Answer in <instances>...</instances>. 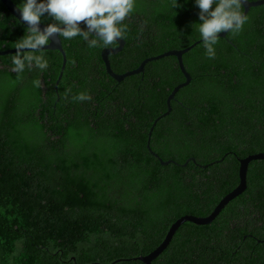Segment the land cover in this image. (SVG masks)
I'll list each match as a JSON object with an SVG mask.
<instances>
[{
    "label": "trees",
    "instance_id": "1",
    "mask_svg": "<svg viewBox=\"0 0 264 264\" xmlns=\"http://www.w3.org/2000/svg\"><path fill=\"white\" fill-rule=\"evenodd\" d=\"M199 11L194 0H136L123 48L108 56L114 72L200 40ZM245 15L214 58L202 41L183 53L191 81L157 120L150 149L154 120L185 80L176 56L118 81L105 47L80 37L61 38L63 69L59 50H42L47 69L19 74L15 52L0 54V264H144L138 256L176 220L214 210L239 183V158L264 152V4ZM25 30L0 1V50ZM151 264H264V159L250 161L246 188L211 222L179 224Z\"/></svg>",
    "mask_w": 264,
    "mask_h": 264
},
{
    "label": "clouds",
    "instance_id": "2",
    "mask_svg": "<svg viewBox=\"0 0 264 264\" xmlns=\"http://www.w3.org/2000/svg\"><path fill=\"white\" fill-rule=\"evenodd\" d=\"M199 8L197 30L209 59L215 57L219 34L239 33L248 17L242 11L247 0H194ZM177 7L178 0H174ZM136 0H20L19 22L26 25L25 34L15 42L11 70L17 74L26 68L41 71L49 63L42 51L55 36L56 40L80 37L90 48H108L124 38L125 19L133 12ZM50 23L41 27L43 19ZM81 22H83V27ZM86 93L77 99L89 100Z\"/></svg>",
    "mask_w": 264,
    "mask_h": 264
},
{
    "label": "water",
    "instance_id": "3",
    "mask_svg": "<svg viewBox=\"0 0 264 264\" xmlns=\"http://www.w3.org/2000/svg\"><path fill=\"white\" fill-rule=\"evenodd\" d=\"M4 6L9 10V12L15 16L18 20H19V11L17 4L13 1V0H0ZM264 4V0H247V2L245 4H243L242 6L244 7L243 13L246 14L248 12V10L250 9V7L252 6H257V5H261ZM83 24V22H81ZM45 24L41 23V27H43ZM226 33L221 32L219 34V36L223 37L225 36ZM199 41H196L195 43L191 44L190 46L183 48V49H171L168 51H165L159 55L156 56H151L148 58H145L144 60H142V62L140 63V65L132 70L126 71L124 73H116L114 72V70L111 67V63H110V59H109V54L110 53H115L117 51H120L123 48L124 45V40L122 39L118 45L116 47H108V48H104L101 52V56L103 59V62L105 64V68L106 71L116 80L120 81L122 80L124 77L134 74V73H138V72H142L144 70V66L148 61L154 60V59H158L161 57H164L166 55H174L177 57L178 63H179V67L182 71V73L184 74L185 80L181 83H179L178 85H176L172 91L170 92V94L167 97L166 103H167V110L162 113L161 115H159L153 122L152 127L150 128V131L148 133L149 137H148V141H147V147L148 149H150V136L152 133V130L154 128V125L156 124L157 120L160 119V117L166 115L169 113V111L171 110V100L174 98L176 92L183 86H186L187 84H189V82L191 81V75L190 73L187 71V69L184 66L183 63V58L182 55L183 53H185L186 51H188L190 48H192L193 46H195ZM48 48L45 49H53V50H59L62 55H63V66L62 69L64 68L65 62H66V53L65 50L62 46V42L61 40H56L55 36L52 38L50 44L48 46H46ZM15 52V48L13 49H7V50H0V54H8V53H14ZM62 72V71H61ZM61 76V73L59 75V77ZM157 157L158 155L155 154ZM192 160H194V158H190ZM254 159H264V152H259L256 154H251L248 155L244 158H239V183L238 185L229 193H227L220 201L219 203L216 205V207L214 208V210L206 215V216H196V215H191V214H187L182 216L181 218H179L178 220H176L171 227L169 228L164 240L161 242L160 245H158L154 250H152L149 254L146 255H139L138 259H140L141 261L144 262V264H151V261L166 247V245L168 244V242L170 241L172 235L175 233L177 227L179 226V224H181L183 221L186 220H190L193 221L195 223L198 224H205V223H209L213 220V218L218 214V212L226 205V203L232 199L233 197H235L236 195H238L239 193H241L245 188H246V175H247V169H248V165L250 163L251 160ZM161 163L163 164H168L169 162H171L172 160H167L164 161L162 159H160ZM189 161V159L187 160V162ZM186 162V163H187Z\"/></svg>",
    "mask_w": 264,
    "mask_h": 264
}]
</instances>
